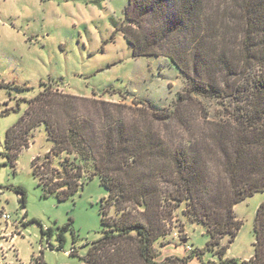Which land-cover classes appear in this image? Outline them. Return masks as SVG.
Wrapping results in <instances>:
<instances>
[{"label":"trees","instance_id":"16d2710c","mask_svg":"<svg viewBox=\"0 0 264 264\" xmlns=\"http://www.w3.org/2000/svg\"><path fill=\"white\" fill-rule=\"evenodd\" d=\"M112 25L133 57H166L183 75L175 103L127 104L45 85L6 130L5 155L13 166L30 143L26 135L43 125L52 145L32 157L31 170L42 195L58 200L82 187L91 162L87 178L97 176L106 194L101 235L81 264H185L192 253L157 262L154 247L182 204L179 215L205 228L212 249L241 226L232 207L264 191V0H127L121 23ZM195 96L231 97L233 108L219 119L194 115L187 106ZM14 191L24 207L25 191ZM253 222V255L223 258L221 246L211 264H264V202Z\"/></svg>","mask_w":264,"mask_h":264},{"label":"rangeland","instance_id":"374dc122","mask_svg":"<svg viewBox=\"0 0 264 264\" xmlns=\"http://www.w3.org/2000/svg\"><path fill=\"white\" fill-rule=\"evenodd\" d=\"M98 1L104 2L101 10L89 0H0V211L11 217L7 223L0 219V264H81L90 243L101 235L99 203L106 190L97 176L87 178L92 172L89 160L82 187L63 200L42 195L32 174V157L42 156L52 145L43 125L26 135L28 147L9 164L5 133L23 115L29 99L48 85L95 99L127 104L139 99L170 108L184 92L185 78L166 57H133L118 32L112 33V22L121 23L127 0ZM195 97L187 111L211 120L224 118L233 108L231 97ZM15 187L25 191L24 207ZM261 202L264 191L236 203L233 212L241 220L236 236L230 242L224 237L212 249L205 228L179 215L182 204L169 233L154 244L155 260L192 253L185 264H211L219 261L221 246H227L223 258L248 260L253 255L255 209ZM112 214L113 207L107 215Z\"/></svg>","mask_w":264,"mask_h":264},{"label":"crops","instance_id":"0c3cea01","mask_svg":"<svg viewBox=\"0 0 264 264\" xmlns=\"http://www.w3.org/2000/svg\"><path fill=\"white\" fill-rule=\"evenodd\" d=\"M88 3H90V4H92L93 6L95 5L97 8H98V10H101L103 7H104V2H101L100 3V5L98 6V5H96V3L95 2H93V0H89V2ZM86 5H88V4H86ZM83 9H87V8H85V7H83ZM97 11V10H96ZM8 26V25H7ZM9 27V26H8ZM113 30H114V27H113ZM115 32H118V34H119V36L123 39V41H125L124 40V38H123V36H122V33L120 32V31H115ZM126 42V41H125ZM127 43V42H126ZM128 45V44H127ZM128 47L130 48V46L128 45ZM130 51H131V48H130ZM58 85V84H57ZM58 87H65V86H61V85H58ZM16 226V224L14 225V224H12V226H11V224H10V227H15ZM8 228V227H7ZM7 228H6V230H7ZM7 233H9V232H7ZM15 236V233H13V236L11 237V239H13V237Z\"/></svg>","mask_w":264,"mask_h":264},{"label":"built area","instance_id":"2783aa9c","mask_svg":"<svg viewBox=\"0 0 264 264\" xmlns=\"http://www.w3.org/2000/svg\"><path fill=\"white\" fill-rule=\"evenodd\" d=\"M0 219L5 223L10 222V214L5 211H0Z\"/></svg>","mask_w":264,"mask_h":264}]
</instances>
